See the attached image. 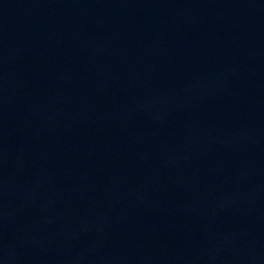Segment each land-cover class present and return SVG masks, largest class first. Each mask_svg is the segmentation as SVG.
Here are the masks:
<instances>
[{
	"label": "water",
	"instance_id": "1",
	"mask_svg": "<svg viewBox=\"0 0 264 264\" xmlns=\"http://www.w3.org/2000/svg\"><path fill=\"white\" fill-rule=\"evenodd\" d=\"M0 264H264V0H0Z\"/></svg>",
	"mask_w": 264,
	"mask_h": 264
}]
</instances>
